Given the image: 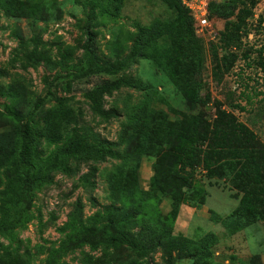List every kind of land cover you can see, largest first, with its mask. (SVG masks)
Listing matches in <instances>:
<instances>
[{"label":"rangeland","instance_id":"374dc122","mask_svg":"<svg viewBox=\"0 0 264 264\" xmlns=\"http://www.w3.org/2000/svg\"><path fill=\"white\" fill-rule=\"evenodd\" d=\"M170 1L0 0V151L14 160L0 174V264H264V221L239 213L250 162L230 155L236 143L214 153L245 127L264 153V0L210 17L192 62ZM242 9L253 15L231 33ZM223 34L241 48L214 76ZM118 64V75L88 72ZM29 118L36 146L19 165ZM85 128L115 158L61 156ZM121 234L148 250L115 245Z\"/></svg>","mask_w":264,"mask_h":264},{"label":"trees","instance_id":"16d2710c","mask_svg":"<svg viewBox=\"0 0 264 264\" xmlns=\"http://www.w3.org/2000/svg\"><path fill=\"white\" fill-rule=\"evenodd\" d=\"M241 3V0H230L226 3H217L213 2L209 8L210 17L230 20L236 15L238 4ZM169 7L171 10L176 12L181 18L184 26L188 28V31L191 32L189 35V40L185 37V34L181 37V41L187 42L188 46H192L191 49L184 51V59L192 62V57L194 51L200 47V40L196 38V29L195 22L190 15L189 11L185 9L179 0H171L169 2ZM253 15L252 10L242 9L238 16L237 23H228V30L231 33L239 34L243 27H245L246 22ZM209 17V18H210ZM89 28V27H88ZM87 44H86V53L92 54L94 51V36L90 29L86 31ZM222 49L226 52L223 59H220L218 48L214 47L213 58L216 62V67L214 69V76H217V70L221 69V62L227 64L230 60L236 61L237 56L231 53L232 48L240 49L241 42L240 39L236 36L231 37L229 35L223 34L222 38ZM125 69V64L111 65L101 67L98 70L89 69L90 74H107V75H118ZM195 100H198L196 97ZM210 102V99H202L203 104ZM44 100H39L35 106V112L38 111L43 105ZM245 131L240 132V138H237L235 141L230 140L228 135L223 136L221 142L217 144L216 150L214 153L221 156L226 152H230L231 147L236 143L241 148L242 152L239 153L237 149L231 151V156L237 159H244L250 162L248 165H245L242 170L238 173L236 181H240L242 189L244 188L246 195L243 198L242 206L239 209V213L243 217H249L255 221H264V153L262 156H259V151L255 152L254 137L250 139L249 136L253 133L248 129L244 128ZM198 128L195 129L197 131ZM224 131L219 130L218 133H215L217 139L221 138L220 134ZM208 133L202 132V143H205ZM36 146V129L35 123L32 118H29L24 125V135H23V144L21 146L20 153V162L19 165H23L27 162L29 158L33 155L34 148ZM82 149L85 150L82 151ZM212 149V147H211ZM61 156H72L77 155L81 160H92V161H102L106 158H115V152L111 144L106 145L100 136L96 135L91 129L85 128V134L80 138H75L66 148L60 152ZM14 165V160L11 157V154L8 152L0 151V174L2 170L10 168ZM113 243L115 245L126 246L137 252H146L148 250L147 244L143 241L133 238L127 234H121L118 238H115Z\"/></svg>","mask_w":264,"mask_h":264},{"label":"built area","instance_id":"2783aa9c","mask_svg":"<svg viewBox=\"0 0 264 264\" xmlns=\"http://www.w3.org/2000/svg\"><path fill=\"white\" fill-rule=\"evenodd\" d=\"M195 22L196 34L202 38L211 29L209 8L216 0H179Z\"/></svg>","mask_w":264,"mask_h":264}]
</instances>
